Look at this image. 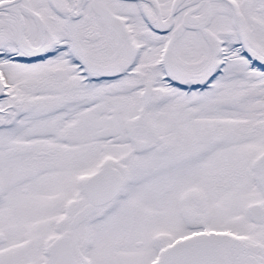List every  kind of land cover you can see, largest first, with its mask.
Wrapping results in <instances>:
<instances>
[{
  "label": "snow or ice",
  "instance_id": "snow-or-ice-1",
  "mask_svg": "<svg viewBox=\"0 0 264 264\" xmlns=\"http://www.w3.org/2000/svg\"><path fill=\"white\" fill-rule=\"evenodd\" d=\"M0 264H264V0H0Z\"/></svg>",
  "mask_w": 264,
  "mask_h": 264
}]
</instances>
